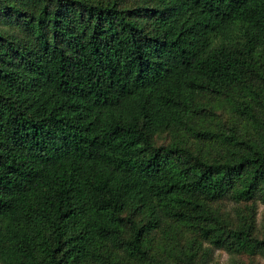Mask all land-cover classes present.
<instances>
[{"label": "trees", "instance_id": "trees-1", "mask_svg": "<svg viewBox=\"0 0 264 264\" xmlns=\"http://www.w3.org/2000/svg\"><path fill=\"white\" fill-rule=\"evenodd\" d=\"M264 0H0V264L264 260Z\"/></svg>", "mask_w": 264, "mask_h": 264}, {"label": "rangeland", "instance_id": "rangeland-1", "mask_svg": "<svg viewBox=\"0 0 264 264\" xmlns=\"http://www.w3.org/2000/svg\"><path fill=\"white\" fill-rule=\"evenodd\" d=\"M259 221L264 225V206L260 207ZM213 264H230V257L223 251H217ZM260 264H264L263 259H260Z\"/></svg>", "mask_w": 264, "mask_h": 264}]
</instances>
